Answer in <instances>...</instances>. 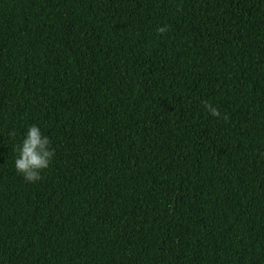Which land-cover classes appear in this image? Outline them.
<instances>
[{
  "label": "trees",
  "instance_id": "1",
  "mask_svg": "<svg viewBox=\"0 0 264 264\" xmlns=\"http://www.w3.org/2000/svg\"><path fill=\"white\" fill-rule=\"evenodd\" d=\"M0 264H264V0H0Z\"/></svg>",
  "mask_w": 264,
  "mask_h": 264
},
{
  "label": "clouds",
  "instance_id": "2",
  "mask_svg": "<svg viewBox=\"0 0 264 264\" xmlns=\"http://www.w3.org/2000/svg\"><path fill=\"white\" fill-rule=\"evenodd\" d=\"M165 28H158L157 32L163 34ZM204 107L213 116L221 117L219 110L209 103ZM17 157L14 161L16 171L23 177L25 182L35 183L41 179V173L50 167L54 157V150L51 148V142L48 137L43 136L38 126L28 127L21 144L16 146Z\"/></svg>",
  "mask_w": 264,
  "mask_h": 264
}]
</instances>
